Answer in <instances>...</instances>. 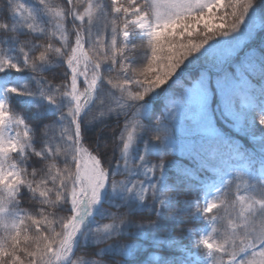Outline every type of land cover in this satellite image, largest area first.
<instances>
[{
    "label": "trees",
    "instance_id": "1",
    "mask_svg": "<svg viewBox=\"0 0 264 264\" xmlns=\"http://www.w3.org/2000/svg\"><path fill=\"white\" fill-rule=\"evenodd\" d=\"M90 1L0 0V92L8 102L0 124V145L14 138L16 152L3 163L17 176L14 195L0 185V264H32V254L42 252L38 237L56 223L60 237L53 245L62 239L73 215L77 190L76 162L64 168L66 150H71L72 144L85 150L84 155L88 151L94 154L105 177L107 197L62 264H197L186 254L204 257V250L190 237L197 236L210 216L218 217L217 226H226L230 215H224L233 206L200 216L199 191L173 179L179 177L181 160H186L188 168L196 164L193 158L185 157L183 150L184 157L177 153L178 141L181 136L200 137L207 123L203 119L196 125L197 117L209 98L214 103L217 99L221 109L218 85L225 83L229 74L235 75V67L259 64L264 69V0H245L241 19L239 15V21L228 27L226 36L234 38L252 21L261 23L256 37L250 38L236 57L215 66L214 59L204 60L203 51L194 61L174 53L184 58L170 61L173 66L169 72L165 68L169 60L154 64L152 53L147 51L131 62L120 44L119 25L110 6L94 0L93 14L83 16ZM58 22L63 31L57 29ZM79 43L87 58L88 75L97 65L106 83L101 86L102 92L100 82L95 84L92 98L82 103L78 134L74 123L84 89L80 81L77 87L72 84L67 63ZM132 64L149 70L158 67L164 78L153 84L137 75L128 80L125 90L115 88ZM246 75L256 85L264 84V71L262 77ZM169 80L172 86L167 92L164 85ZM18 98L31 101L19 102ZM44 98L54 102L56 108H50ZM209 113L223 135L239 139L257 153L264 150V129L253 127L248 135L236 133L218 118L224 114L214 110ZM250 135L257 140L251 141ZM127 139L133 142L124 156ZM150 140L156 144L150 145ZM163 170L174 198L172 217H156V206L151 205L153 188ZM234 185L232 181L226 191ZM138 203L141 209H137ZM106 226H114V232L99 238ZM228 257L226 254L224 259ZM34 264H43V258Z\"/></svg>",
    "mask_w": 264,
    "mask_h": 264
},
{
    "label": "rangeland",
    "instance_id": "2",
    "mask_svg": "<svg viewBox=\"0 0 264 264\" xmlns=\"http://www.w3.org/2000/svg\"><path fill=\"white\" fill-rule=\"evenodd\" d=\"M93 1L94 0L90 1L83 16H90V14H93V6L91 5ZM100 1L110 6L112 12L115 14L114 16L117 18L120 44L129 60L134 63L139 60V56L143 51H147L152 53L151 60L154 64H164L169 60L168 65L165 67L167 68L166 72H169V68L173 66L170 61L183 60L184 57L189 61H194L202 51L206 53L204 60L214 59V65L220 66V64L226 63V61L236 57L240 50L249 42V39L253 36L256 37L258 33L257 30L261 27V23L254 20L249 24L247 30L240 31L236 37L228 38L226 36L228 35L226 34L228 27L239 18V15L242 13L241 9L244 11L243 3L245 0ZM61 16L62 15H57L58 18H61ZM239 19H241V15ZM75 21L79 22L77 17ZM59 23L60 22H58L56 27L58 30L63 31V26ZM174 53L184 57L179 58V55ZM84 59L83 50L74 48L73 54L67 63V72L75 87H77L80 75H82L80 66L84 62ZM150 65L152 66L153 64L150 63ZM150 65L148 66L150 67ZM97 67V65H93V67L90 68V88L88 89L89 92L86 93L88 96H86L87 100H90L92 92H95V87L93 88L95 84L100 82L99 89L102 92L104 86H101L106 83L104 76L98 72ZM127 70L128 71L124 72L123 77L118 82L119 86L115 88L122 91L125 90L128 80L137 75L144 77L145 81L153 84H157L156 82L164 78L158 67L149 70L132 64V66H128ZM263 71L264 69L259 64L235 67V75L229 74V79H227L225 83L218 85V88L221 89V94L219 95V102L222 104L221 109H219L217 105V99L214 103L211 98L207 99L204 107H202L201 113L197 117V122H195V124L197 125L204 119L207 123V127L200 131V136L214 139L218 138L220 136L219 134L223 133L221 129H218L219 133L216 132V120H213L215 117L213 116L212 118V114L209 113V111L213 110L227 117V120L224 116L218 118L222 120L224 127H231L234 132L248 135L253 127L264 129V84L258 86L252 81L253 79H250L246 75L248 74L253 78L257 76L262 77ZM164 82L166 81H163V83ZM169 82H171V80L164 85V90L167 92L171 90L172 86ZM83 95L81 99H83ZM44 100L50 108H56L54 102L47 98H44ZM18 101L28 102L31 100L18 98ZM240 101H243V105L239 106L238 104ZM83 102H86V100ZM6 110V101L0 94V124L4 119ZM32 114L33 118H36V121L39 120V116L36 113L32 112ZM43 120L44 123L45 119ZM74 126L76 132L79 134L81 132L80 125L75 122ZM185 130L186 127L184 128V131ZM164 133H166V131ZM184 134L185 133L182 135ZM62 136H64L63 133ZM128 137L131 138L132 136L129 135ZM250 137L251 140L255 139L252 135H250ZM131 142H133V140L130 142L129 139L126 140V146L124 145L126 149L124 156L128 155ZM149 142L150 145L156 144L154 140H150ZM178 144L180 150H178L177 153L184 157L181 153L183 150L185 152V157L195 159L197 170H202L203 168L201 165L204 163V167L206 169L212 168L215 174L212 178H205L204 180L206 183L198 187L200 190V216L208 215L221 207L219 203L221 194L227 183L232 179L239 181L233 194L236 203L238 202L239 206L253 217L260 213H264V150H259L261 152V157L258 156L259 159H256V157L254 158V154L250 151L242 150L239 143L227 145L224 152L221 150L215 151L213 148L204 150L200 138L190 137L188 139V137L182 138L181 136ZM3 145H0V185L9 194L14 195L16 192L17 176L10 166L7 167L8 164L4 166V159H6L9 154L16 152V142L11 138L8 143ZM84 151L83 149L79 150L78 145L76 147L72 144L71 150H66L68 158L66 157L64 164V168L67 169L73 162H76L78 165V174L83 175L84 172L85 182L87 183V188L81 183L80 197L76 209V215H78V217H75L72 227L67 233V238L73 237V240L76 234H78L76 236L77 238L81 236L79 218H81L83 211H85L88 205L87 203L91 201L92 194L96 197H106L107 195L105 187H103L101 182L102 178L100 173L92 161L94 158L91 156L94 154L88 151L86 152L87 156L85 158L82 156ZM222 154L230 156L223 160L221 158ZM70 155L73 157L71 161L69 160ZM230 158L237 160L235 161L236 163H230ZM209 159L214 160L215 163L213 166L208 165L209 161L207 160ZM86 162H89L91 165V179L86 177ZM255 164L258 172L257 174L261 179V188H256V186L251 183L255 178L251 166ZM185 165L187 167L186 160H181V166L178 168L181 173L180 177H173L172 173L169 174L170 177H173L175 183L188 182L189 175L192 176L194 180H197L192 173L190 174V171L194 169L186 168ZM184 167L185 169H183ZM165 172L166 170H163L159 181L153 188L155 199L151 201V205L156 206V217L162 215H168L169 217L174 216V206L171 207L174 198L170 192V186L167 185V176ZM59 179L64 180L62 177ZM70 181H72V178ZM69 182L67 183L68 185ZM172 182L173 180L170 181V184H172ZM121 196L123 195L121 194ZM145 203L146 201H144V204ZM136 207L137 209H141V204L138 203ZM245 212H242V216H244ZM215 224L216 218H210L205 228L199 232L198 236L192 238L195 244L206 249V264H264L263 230L259 229L257 234L251 233L246 228L251 227L247 223V218L242 220L240 229L242 230V226L245 225L243 227L244 230H242L244 237L236 241L237 245L236 248L233 249L232 256L224 261L221 255L223 254L222 251L225 247V242L217 241V237L214 235ZM58 225L59 223H56L51 230L45 229L42 231V235L37 239L40 242L38 247L42 248V252H40L41 255L37 252L32 254L34 258L32 264H34L38 258H43V264H57L56 257L58 250H54L53 243L60 237V227ZM114 230V226L113 229L107 226L102 228V230H100L101 237L99 238L109 236ZM72 234H74V236H72ZM237 235L240 236L238 232ZM60 242H62V239ZM60 242H57V244H60ZM32 247L33 244H31L30 248ZM236 249H239V251L236 252Z\"/></svg>",
    "mask_w": 264,
    "mask_h": 264
},
{
    "label": "bare ground",
    "instance_id": "3",
    "mask_svg": "<svg viewBox=\"0 0 264 264\" xmlns=\"http://www.w3.org/2000/svg\"><path fill=\"white\" fill-rule=\"evenodd\" d=\"M192 169H194V166H192Z\"/></svg>",
    "mask_w": 264,
    "mask_h": 264
}]
</instances>
